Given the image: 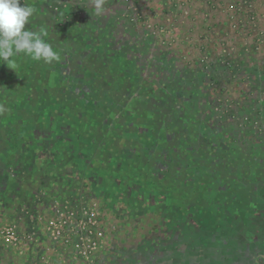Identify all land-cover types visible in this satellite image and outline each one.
<instances>
[{
    "label": "rangeland",
    "instance_id": "obj_1",
    "mask_svg": "<svg viewBox=\"0 0 264 264\" xmlns=\"http://www.w3.org/2000/svg\"><path fill=\"white\" fill-rule=\"evenodd\" d=\"M20 2L60 60L0 64V264H264V0Z\"/></svg>",
    "mask_w": 264,
    "mask_h": 264
},
{
    "label": "clouds",
    "instance_id": "obj_2",
    "mask_svg": "<svg viewBox=\"0 0 264 264\" xmlns=\"http://www.w3.org/2000/svg\"><path fill=\"white\" fill-rule=\"evenodd\" d=\"M103 13V0H96L92 15L99 17ZM36 9L20 0H0V64L15 69V58L23 55L33 61H44L51 64L60 60V54L48 42L47 28L31 30L26 25Z\"/></svg>",
    "mask_w": 264,
    "mask_h": 264
},
{
    "label": "built area",
    "instance_id": "obj_3",
    "mask_svg": "<svg viewBox=\"0 0 264 264\" xmlns=\"http://www.w3.org/2000/svg\"><path fill=\"white\" fill-rule=\"evenodd\" d=\"M59 234H61V230L58 231ZM2 237L3 241L8 244H16L20 243L22 241V237L19 235V233L15 230L14 227H6L2 231ZM95 244V242H94Z\"/></svg>",
    "mask_w": 264,
    "mask_h": 264
}]
</instances>
